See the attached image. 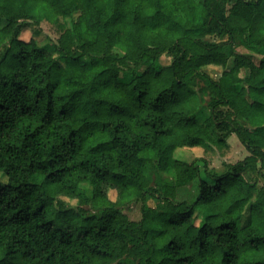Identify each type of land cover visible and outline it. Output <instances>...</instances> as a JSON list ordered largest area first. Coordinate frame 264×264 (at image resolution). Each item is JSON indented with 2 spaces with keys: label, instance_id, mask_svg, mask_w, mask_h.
Wrapping results in <instances>:
<instances>
[{
  "label": "trees",
  "instance_id": "16d2710c",
  "mask_svg": "<svg viewBox=\"0 0 264 264\" xmlns=\"http://www.w3.org/2000/svg\"><path fill=\"white\" fill-rule=\"evenodd\" d=\"M0 173V264H264V0H0Z\"/></svg>",
  "mask_w": 264,
  "mask_h": 264
},
{
  "label": "rangeland",
  "instance_id": "374dc122",
  "mask_svg": "<svg viewBox=\"0 0 264 264\" xmlns=\"http://www.w3.org/2000/svg\"><path fill=\"white\" fill-rule=\"evenodd\" d=\"M68 20L65 18H58L54 22H50L47 20H43L39 24L40 34L38 36H34L35 39L40 41L41 43L46 41L47 39L56 40L60 34L61 31V25L67 24ZM21 38L28 39L32 36V29L31 28H25L21 34ZM238 50L246 51L244 48H238ZM160 61L162 64H166L169 62V58L166 56H161ZM207 70L214 76L218 77L221 72V67H209ZM207 100V96L203 99L201 98V101L205 103ZM249 152L247 149L241 144L239 139L235 134L230 135V137L227 139V142L223 146H208L206 148L203 147H191V148H177L173 152V158H178L186 161H191L194 158H206L208 161L209 166L214 167L216 169L222 168L223 162H234L237 159H242L246 155H248ZM167 173H163V175H166ZM6 177L0 173V182H5ZM159 182V177L157 174L153 175L151 184L157 185ZM89 189L86 185V187L78 189V192H80L84 197H90ZM196 192L195 184H191L188 186H185L184 188H181L178 191L177 198L187 201H192L194 198ZM116 191L115 189H109L108 190V196L111 200H115L116 198ZM59 199L63 201L65 206L68 207H75L77 205V200L74 198H68L65 196H59ZM83 208L92 209V207L89 204H81ZM124 211L128 214V216L132 219H138L140 216V205L138 203H129L124 207Z\"/></svg>",
  "mask_w": 264,
  "mask_h": 264
}]
</instances>
